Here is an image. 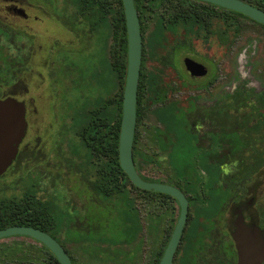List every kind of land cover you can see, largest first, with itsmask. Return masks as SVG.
Listing matches in <instances>:
<instances>
[{
  "label": "flooded vegetation",
  "instance_id": "af4514ba",
  "mask_svg": "<svg viewBox=\"0 0 264 264\" xmlns=\"http://www.w3.org/2000/svg\"><path fill=\"white\" fill-rule=\"evenodd\" d=\"M28 1L0 0V31L3 32V35L4 33L9 35L11 39L10 44L0 43V77H6L4 82L11 81L0 84V100L8 98L19 100L21 95V93L14 92L2 94L4 88L11 89L18 82H30L31 85H34L36 81L38 82L41 78L45 79L47 76L46 41L42 35V33L47 35V32L41 31L40 26L46 29L44 19L48 12L44 6L35 7ZM242 1L253 6L257 2V0L254 2ZM62 14L63 12L58 18L62 19ZM157 14L168 15L166 21L180 15L174 11ZM77 15L79 14L77 13ZM12 18L22 21L15 22ZM64 18L74 19L73 24L75 26L76 23L78 24L79 16H69L68 18L65 16ZM0 37L1 39L6 38L1 34ZM212 38L221 45L217 37L211 35L209 37L202 35L201 37L204 41H209ZM59 44V47L55 48L56 58L54 56L53 61L55 74L59 76V83L63 84L68 92H73L77 90L75 87L77 80L78 83L79 81L85 82L84 70L78 67L76 60L69 57L79 55L83 50H75L73 42L68 44L59 42ZM176 44L175 42L170 44L167 64H165L163 60L152 58L149 48L143 41V59L137 98L135 167L144 181L172 186L179 190L188 201L187 219L172 264H239V246L234 236L238 230L236 224L240 223L243 228L258 227L264 237V124L259 121L260 118L264 119L261 117V113L264 111V93L255 95L257 101L250 109V111L256 110V112L253 111L254 114L249 111L246 115L240 116L237 113L244 109L245 103L241 105L238 100L243 98L246 102H250L252 99L250 93L246 91L239 93L238 90L229 95L210 92L209 90L222 78V73L217 65L204 59L188 56L194 52V43L188 47L182 46L183 44L175 46ZM176 47L178 51L174 52ZM66 51L75 53L67 55ZM85 54L93 58L92 53L85 52ZM186 59L203 65L206 68L205 75L199 79L194 78L186 66ZM149 63L151 65L147 67ZM69 80L70 84L67 86L66 82ZM150 82L156 83L155 90L152 91V99L149 98L148 83ZM164 84H167L169 88H166V92H164ZM192 91L202 93V99H205L202 107L197 106L196 97L188 101L187 104L172 101L175 94ZM30 94L31 90L26 88L22 95L23 98H27ZM228 96L231 97L226 98ZM19 101L25 104L27 122V105L25 101ZM231 102L234 106L224 107V104H231ZM152 107L156 108L154 115L158 123L153 126L151 131L148 132V129L145 128V131L142 132L144 112ZM224 110L227 114L225 120ZM163 111L168 112L167 121L163 119ZM71 112L76 116L72 115L73 117L70 118V127L67 130L78 126L74 122L75 119H78V111ZM197 116L208 120L210 126H197L194 120ZM82 121L84 120L82 119ZM81 126H86V123H82ZM105 127L107 129V126ZM34 128V126H26L25 136L19 145L16 159L0 179H7L5 177L11 168L16 170L23 166L25 170L23 175H18L13 181L20 178L23 180L26 189L24 192L28 199L33 196L45 201L47 195L52 194L47 190L46 181V176L51 172H48L45 164L46 154L38 148L36 136L31 133ZM147 141L153 144L154 153L147 150ZM61 143L63 140H60L59 144ZM163 154H167L171 168L170 173L159 176L144 171L145 164L159 163L158 157ZM226 154L241 162L240 170L232 173L226 169L225 163L228 158ZM60 179L62 180L58 174L54 184H57ZM87 180L91 182L93 177L87 178ZM5 184L0 193L7 194L11 189L10 184ZM137 190L150 199L157 197L168 199L167 209L171 218L167 220L158 218L157 203L153 205L155 209L150 214L147 213L145 219L141 217L142 213L138 212L135 219L134 247L127 252L117 251L111 247V240H109L110 244L102 249L106 264H127L132 258V262L135 261V264H160L180 221L181 205L177 198L170 195L164 197L157 192L150 193V191L140 188ZM96 197L98 196L96 195ZM98 199L101 205L87 202L81 206H75L72 203H63L61 206V202L56 203L57 218L59 221L67 219L66 224H69L72 229H78L81 232L86 230L85 235L91 234L92 226L99 228V225L103 224L105 228L102 229V232H107L109 235L111 232L108 225L110 202L108 198V201L105 199L102 201L100 197ZM154 202L157 200L155 199ZM64 207L67 208L66 212ZM231 212L232 218H230ZM43 219L44 215L40 217L39 224L43 223ZM17 226L33 227L29 225ZM40 230L51 235L60 244H62L63 236L69 235L61 231L55 236L51 231ZM70 236L75 237L74 235ZM114 236L120 235L114 234ZM120 237L121 242L127 240V237L130 239L133 236L124 234ZM21 238L32 241L38 245L39 250H43L44 258L41 264H46L48 248L27 236H14L0 240V264H4L5 258L8 257L5 245L1 241Z\"/></svg>",
  "mask_w": 264,
  "mask_h": 264
},
{
  "label": "rangeland",
  "instance_id": "374dc122",
  "mask_svg": "<svg viewBox=\"0 0 264 264\" xmlns=\"http://www.w3.org/2000/svg\"><path fill=\"white\" fill-rule=\"evenodd\" d=\"M248 1L254 2V0ZM28 2L31 5L34 4L35 7L44 6L48 12V15L44 19L46 29L40 26L41 31L47 32V35L42 33L46 41L47 76L45 79L41 78L38 82L36 81L34 85H31L30 82H18L11 89L4 88L2 94L10 92L21 93L19 100L25 101L27 105V126L35 127L31 133L36 136L35 139L39 144H37L38 148L43 150V153L46 154L45 164L48 172H51L50 175L46 176L47 190L49 193L55 191L54 200H58V204L61 202V206H63V203H72L75 206H81L87 202L94 205L100 204L98 197H96L95 192L91 189L90 181L87 180V178L90 179V177L87 176L84 170H78V167L79 165H82L83 167L86 166V156L89 154L91 157L88 156L87 159L91 163H98L99 161L107 163L108 158L95 154L92 148L84 143L83 139L79 136V128H81V126L78 128L73 126L70 130H67V128L70 127V118L74 115L71 111L75 112V110H77L78 117L81 116L84 121L87 120L90 108L89 106L83 107L85 98L82 97V94L86 96L90 95L87 98L93 99L97 94L96 87L94 86L93 88L92 86L84 85L81 89L68 92L64 85L59 83V76H56L55 74L53 61L56 49L60 45L59 42L63 44L73 42L76 47L75 50L83 51L82 53H79V55L74 57L71 56L69 58L76 60L78 67L84 70V83H87V77L88 75L90 76L91 73V70L89 71V66H91L89 61H94V58L86 55L85 52H87V54L92 53L94 56L96 55L97 57L95 60L98 57H100V59H109V50L112 40L110 25L108 23L106 24L101 43L94 47L95 38L90 33L89 27L85 24L84 20L82 18L77 19L79 25L76 23V26L72 22L74 19L69 21V16H78L77 10L72 4L66 2V5L63 0H54L52 3H48L44 0H29ZM175 3H177V1L173 2V4ZM62 12L63 18L60 19L58 16ZM163 13H165V11L162 10V14ZM154 15L155 11L149 9L148 2L146 0H141V17L146 29V35L154 25ZM65 16L68 19L64 18ZM12 20L15 22L22 21L21 19L17 20L15 18H12ZM241 20L242 25L239 30V35L231 46L226 47L219 45L214 38L209 41H204L199 38L196 41H193V54L195 56L193 54L188 56L212 62L213 64H216L217 68L221 71V80L209 90L210 92H221L222 95H229L237 90L239 93L245 91L250 93L252 99L250 102H246L244 109L237 113L240 116H244L254 107V103L257 101L255 95L264 93V28L245 18H241ZM65 53L71 55L75 52L66 51ZM150 65L151 63H149L147 67ZM69 84L70 80L69 82H66L67 86ZM26 88L31 90V94L27 98H23L22 94L26 91ZM195 97L197 98V106L202 107L205 99H202L201 92L192 91L177 93L172 97V101L187 104L188 101L193 100ZM68 108H70V110H68ZM155 109V107H152L145 110L143 123L141 125L142 132L145 131V128L148 129L149 132L153 126L157 125L158 122L154 115ZM74 116H76V114ZM194 120L199 127L210 126L209 121L201 116H197ZM259 121L264 124V119L260 118ZM106 125L107 124H104L103 126L105 127ZM60 140H63V143L59 144ZM146 147L149 152H155V148L150 141H147ZM227 156L228 155L226 154V157ZM229 156L225 163L226 169L235 173L240 170L242 164L240 161L234 159V157ZM68 159H71L77 168L72 164L70 166V161H68ZM158 159L160 160L159 163L145 164L144 171L159 176H163L164 173H170L171 168L169 166L167 154L160 155ZM24 171L23 166L16 170L11 168L5 177L7 179H0V191L5 187V183L12 186L14 182L13 179L17 178L18 175L22 176ZM58 174H60L62 180H58L57 184H55L56 189L54 190L53 185L55 179L58 178ZM120 186L127 194L129 208L133 213V219L130 223L131 226L129 225L126 229L125 223L123 227L122 221L117 217L115 211H120V207H117L115 210L109 207L108 225L110 226L111 231L109 235L107 232H102V229L105 228V225L103 224L99 225L100 228L98 229H95L92 226L90 228V235H85V232H87L86 230L81 232L78 229H71L69 233L75 237L63 236L62 244L72 257L74 264H106L104 256L100 254L99 250L107 247L110 244L108 242L109 240H111V247L117 251L127 252L132 250L135 245L134 236L136 229V214L138 212L140 214L142 213L141 217L143 219L147 218V213L150 214L151 211L155 209L153 205H156V203L158 218L164 220L171 218L169 210L167 209L168 199L157 197L155 198L157 202H154L155 199L145 197V195L139 192V190L134 189L129 185L125 177L120 179ZM260 189L262 190L263 188L261 187ZM8 193H10V191H8ZM6 195L5 192H2L0 193V198ZM48 197L49 199L52 198V196ZM66 210L67 208L64 207L65 212ZM231 215L232 212L230 218H232ZM67 221V219L64 220V223H62L61 220L59 221L62 223V232L67 228L65 226ZM113 229L115 230L114 233ZM126 230H129V233ZM114 234L120 236L125 234L133 237L130 239L127 237V240L120 242L121 237H115ZM1 242L5 245V250L8 256L5 258L6 260H4V264H41L43 261V250H39L40 248L38 245H35L28 239H9ZM132 261L133 258L128 262L135 264V261L134 263ZM46 264H48L47 259Z\"/></svg>",
  "mask_w": 264,
  "mask_h": 264
},
{
  "label": "trees",
  "instance_id": "16d2710c",
  "mask_svg": "<svg viewBox=\"0 0 264 264\" xmlns=\"http://www.w3.org/2000/svg\"><path fill=\"white\" fill-rule=\"evenodd\" d=\"M45 1L52 3L54 0ZM146 1L149 4V9L155 11V15L153 16L154 25L147 35L145 34L146 29L141 17V0H134L142 24L143 41L149 48L153 56L152 58L159 61L163 60L165 64H167L169 47L172 42L177 43L175 46L183 44L182 46L188 47L191 46L194 39H199L202 35H206V37L211 35L217 37L221 45L228 47L234 43L239 35L242 25L241 18L254 22L237 12L197 0ZM174 1H177V3L173 4ZM63 2L65 4L66 2L72 4L76 8L79 18H82L85 24L88 25L90 33L95 38L94 47L101 43L106 24L110 25L112 40L109 59H100L98 57L95 60L97 56L93 54L94 61H89L91 65L89 66V71L91 70V73L87 77V83H82L81 81L78 83L77 80V85L75 86L77 90L81 89L84 85H89L93 88L95 86L97 94L93 99L87 98L90 95L82 96L85 98L83 107L89 106L90 108L88 118L82 121V117L80 116L74 122L78 125L76 126L77 128L82 123H86V126L79 128V136L87 146L92 148L95 154L108 158L107 163L102 161L91 163L87 159L88 156L91 157L89 154L86 156V166L79 165L78 170H84L87 176L93 177V180L90 182L92 190L102 201L104 199L105 201L109 200L110 207L114 210L117 207L121 208L120 211L116 210L115 212L120 221H122L123 227L125 223L127 229L133 219V213L129 208L127 194L120 186V179L125 177L129 185L134 189L138 188L131 183L127 174L121 168L119 157L123 98L128 67V34L123 0H63ZM254 5L264 10V0H257ZM161 9L165 12H178L180 15H176L175 18L166 21L168 15L160 16L157 14L162 12ZM257 24L264 28V25ZM0 34L6 37L5 39H1L0 37V43L5 45L10 44L11 39L9 35L7 36L6 33L3 35L2 31H0ZM177 49L176 47L174 52H177ZM4 64L6 65L7 62ZM4 79H6L5 76L0 77V84L11 82L10 80L4 82ZM148 85L149 98L152 99V91L155 90L156 83L150 82ZM164 87V92H166L168 85L164 84ZM238 102L242 105V103H246V100L242 98ZM232 103L224 104V107L231 108L234 106ZM253 111L256 112L255 109ZM253 111L251 113L254 114ZM162 116L167 121L168 112L163 111ZM225 117H227V114L224 110V120ZM261 117L264 118V113H261ZM104 124H107V129L103 126ZM135 151L134 138L133 152L136 163ZM71 159H68L70 166L72 164L77 168ZM106 185H108V188H106ZM53 186L55 190L56 185L54 184ZM25 190L24 182L20 178L13 182L11 189L8 190L10 193L0 198V230L10 226L29 225L47 232L51 231L55 236L60 234L64 221L60 223L57 218L56 203L58 200H54V194L47 195V200L41 201L33 196L28 199L25 195ZM159 195L167 197L165 194L159 193ZM48 196H52V198L49 199ZM42 215H44L43 223L39 224ZM65 226L67 228L63 233H68V236H70L69 231L72 227L69 224ZM95 229H98V227ZM126 231L129 233V230ZM99 252L104 255L102 250ZM46 256L48 264H60L48 249Z\"/></svg>",
  "mask_w": 264,
  "mask_h": 264
},
{
  "label": "water",
  "instance_id": "95a60500",
  "mask_svg": "<svg viewBox=\"0 0 264 264\" xmlns=\"http://www.w3.org/2000/svg\"><path fill=\"white\" fill-rule=\"evenodd\" d=\"M242 14L256 23L264 25V10L242 0H197ZM127 34L128 67L124 89L122 124L119 141V157L123 171L131 183L140 189L173 196L181 205L180 221L160 264H172L188 214V201L176 188L164 184L144 181L135 167L134 138L137 125V98L143 59L141 22L134 0H123ZM188 70L196 79L206 73V68L191 59L185 60ZM26 109L14 98L0 100V177L16 159L18 148L26 131ZM235 239L239 246V264L264 263V237L258 227L243 228L237 223ZM27 236L45 245L60 264H73L66 249L48 233L28 226H13L0 230V240Z\"/></svg>",
  "mask_w": 264,
  "mask_h": 264
}]
</instances>
